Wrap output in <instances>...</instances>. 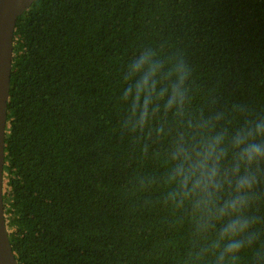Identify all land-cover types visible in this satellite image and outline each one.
<instances>
[{
    "label": "trees",
    "instance_id": "trees-1",
    "mask_svg": "<svg viewBox=\"0 0 264 264\" xmlns=\"http://www.w3.org/2000/svg\"><path fill=\"white\" fill-rule=\"evenodd\" d=\"M154 52L157 94L133 115L129 65ZM190 69L180 104L165 77ZM264 110V0H34L13 30L2 199L17 264H213L170 198L189 122Z\"/></svg>",
    "mask_w": 264,
    "mask_h": 264
},
{
    "label": "clouds",
    "instance_id": "clouds-1",
    "mask_svg": "<svg viewBox=\"0 0 264 264\" xmlns=\"http://www.w3.org/2000/svg\"><path fill=\"white\" fill-rule=\"evenodd\" d=\"M146 52L129 65L125 89L138 123L147 118V105L157 94L162 65ZM190 69L182 59L172 61L165 77L166 108L180 104ZM169 194L179 207L190 209L197 235H207L213 264H264V110L234 104L230 109L189 122L173 143Z\"/></svg>",
    "mask_w": 264,
    "mask_h": 264
},
{
    "label": "water",
    "instance_id": "water-1",
    "mask_svg": "<svg viewBox=\"0 0 264 264\" xmlns=\"http://www.w3.org/2000/svg\"><path fill=\"white\" fill-rule=\"evenodd\" d=\"M34 0H0V264H17L11 250L2 199L6 106L17 18Z\"/></svg>",
    "mask_w": 264,
    "mask_h": 264
}]
</instances>
